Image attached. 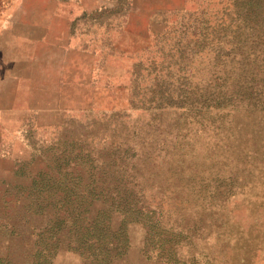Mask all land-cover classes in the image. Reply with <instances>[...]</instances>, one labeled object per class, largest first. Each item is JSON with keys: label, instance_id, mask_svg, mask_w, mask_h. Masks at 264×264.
<instances>
[{"label": "rangeland", "instance_id": "374dc122", "mask_svg": "<svg viewBox=\"0 0 264 264\" xmlns=\"http://www.w3.org/2000/svg\"><path fill=\"white\" fill-rule=\"evenodd\" d=\"M0 63L21 77L0 129L1 223L73 206L77 174L110 175L99 196L140 209L120 264H264V13L242 0H0ZM24 239L22 262L37 237ZM85 262L65 242L47 264Z\"/></svg>", "mask_w": 264, "mask_h": 264}, {"label": "trees", "instance_id": "16d2710c", "mask_svg": "<svg viewBox=\"0 0 264 264\" xmlns=\"http://www.w3.org/2000/svg\"><path fill=\"white\" fill-rule=\"evenodd\" d=\"M242 2L250 13H264V0ZM110 178L108 175L105 181H100L96 174L88 177L77 174L73 193L75 202L70 207L47 210L17 206L14 215L8 210L5 222H0V229L9 234L6 251L0 254V264H47L52 245L58 247L65 242L86 259L85 264H120L121 255L129 246L127 224L132 216L140 213V209L128 200L127 195L111 188L105 199L99 196ZM117 203L123 206L119 222L114 221L116 209L113 204ZM35 218L41 219L42 224H34ZM144 224L161 230L151 217H146ZM28 234L35 235L37 240L22 262L14 253L13 243L26 241L24 237Z\"/></svg>", "mask_w": 264, "mask_h": 264}, {"label": "crops", "instance_id": "0c3cea01", "mask_svg": "<svg viewBox=\"0 0 264 264\" xmlns=\"http://www.w3.org/2000/svg\"><path fill=\"white\" fill-rule=\"evenodd\" d=\"M20 78L12 68L0 63V129L2 130L5 129V115L11 114L19 105L16 100V88L12 87L10 82Z\"/></svg>", "mask_w": 264, "mask_h": 264}, {"label": "bare ground", "instance_id": "6f19581e", "mask_svg": "<svg viewBox=\"0 0 264 264\" xmlns=\"http://www.w3.org/2000/svg\"><path fill=\"white\" fill-rule=\"evenodd\" d=\"M131 165V164H130ZM176 170V169H175ZM180 170V169H179ZM188 176V175H187ZM193 177V176H192ZM187 178V177H186ZM222 180V179H221ZM194 182V181H193ZM186 186H187V184H186ZM188 188V187H187ZM187 191V190H186ZM191 192V191H190ZM263 201V200H262ZM256 205V204H255ZM208 211V210H207ZM240 230V229H239ZM259 232V231H258ZM257 233V232H256ZM238 235V234H237ZM256 235V234H255ZM261 236V235H260ZM255 237V236H254ZM261 238H263V237H261ZM251 240V239H250ZM256 240V239H255ZM258 240H260V239H258ZM257 240V241H258ZM252 241V240H251ZM253 241H254V239H253ZM248 242V241H247ZM256 242V241H255ZM239 243V242H238ZM257 243V242H256ZM248 244V243H247ZM235 245V244H234ZM238 245V244H237ZM256 245V244H255ZM235 257V256H234ZM247 259V258H246ZM239 264V263H238Z\"/></svg>", "mask_w": 264, "mask_h": 264}]
</instances>
